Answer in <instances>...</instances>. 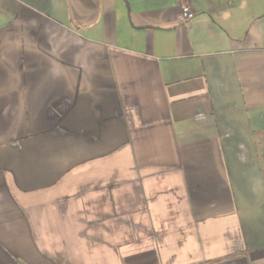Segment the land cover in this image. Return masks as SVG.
Masks as SVG:
<instances>
[{"label": "crops", "instance_id": "0c3cea01", "mask_svg": "<svg viewBox=\"0 0 264 264\" xmlns=\"http://www.w3.org/2000/svg\"><path fill=\"white\" fill-rule=\"evenodd\" d=\"M0 264H264V0H0Z\"/></svg>", "mask_w": 264, "mask_h": 264}, {"label": "built area", "instance_id": "2783aa9c", "mask_svg": "<svg viewBox=\"0 0 264 264\" xmlns=\"http://www.w3.org/2000/svg\"><path fill=\"white\" fill-rule=\"evenodd\" d=\"M193 18L194 12L188 6H183L178 16V21L180 23H185L187 21L192 20Z\"/></svg>", "mask_w": 264, "mask_h": 264}]
</instances>
